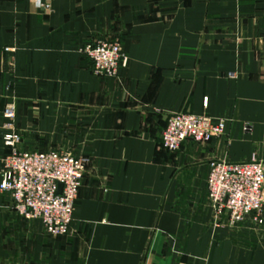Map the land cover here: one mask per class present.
<instances>
[{
  "label": "crops",
  "instance_id": "1",
  "mask_svg": "<svg viewBox=\"0 0 264 264\" xmlns=\"http://www.w3.org/2000/svg\"><path fill=\"white\" fill-rule=\"evenodd\" d=\"M100 41L124 46L117 78L80 52ZM9 105L21 150L88 165L65 237L0 190V264H264V227L217 222L207 193L211 162L264 164V0H0V117ZM178 113L227 134L170 153ZM9 153L0 128V185Z\"/></svg>",
  "mask_w": 264,
  "mask_h": 264
},
{
  "label": "built area",
  "instance_id": "2",
  "mask_svg": "<svg viewBox=\"0 0 264 264\" xmlns=\"http://www.w3.org/2000/svg\"><path fill=\"white\" fill-rule=\"evenodd\" d=\"M80 52L99 77L117 78L129 63L122 43L89 42ZM16 119L14 105L7 106L0 117L3 142L10 152L3 160L0 190L11 195L14 210L20 216L40 222L48 236H68L88 160L63 150L22 151ZM228 124V120H215L208 115L173 114L162 132V145L168 152L176 153L186 142L206 144L224 137ZM207 193L217 222L227 220L235 227L248 219L257 228L264 227L262 162H211Z\"/></svg>",
  "mask_w": 264,
  "mask_h": 264
},
{
  "label": "rangeland",
  "instance_id": "3",
  "mask_svg": "<svg viewBox=\"0 0 264 264\" xmlns=\"http://www.w3.org/2000/svg\"><path fill=\"white\" fill-rule=\"evenodd\" d=\"M20 133V132H19ZM21 134V133H20ZM22 151H24V150H22ZM51 151H58V150H51ZM51 151H48V152H51Z\"/></svg>",
  "mask_w": 264,
  "mask_h": 264
},
{
  "label": "water",
  "instance_id": "4",
  "mask_svg": "<svg viewBox=\"0 0 264 264\" xmlns=\"http://www.w3.org/2000/svg\"><path fill=\"white\" fill-rule=\"evenodd\" d=\"M62 191V186L60 187V192Z\"/></svg>",
  "mask_w": 264,
  "mask_h": 264
}]
</instances>
